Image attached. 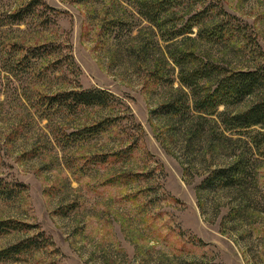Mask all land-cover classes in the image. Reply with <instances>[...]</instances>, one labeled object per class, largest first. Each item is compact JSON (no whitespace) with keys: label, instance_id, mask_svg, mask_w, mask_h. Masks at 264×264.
I'll return each instance as SVG.
<instances>
[{"label":"rangeland","instance_id":"rangeland-1","mask_svg":"<svg viewBox=\"0 0 264 264\" xmlns=\"http://www.w3.org/2000/svg\"><path fill=\"white\" fill-rule=\"evenodd\" d=\"M6 1L15 10L29 0ZM42 1L22 23L0 27V180L26 189L0 199V222L31 227L0 235V252L37 234L49 245L0 264H264V158L246 194L206 191L201 202L206 173L231 161L209 146L221 130L191 141L187 127L206 131V121L186 127L153 113L189 99L175 50L195 45L199 61L225 70L264 61V0H204L169 17V28L181 27L211 4L240 28L229 42L196 44L195 34L167 40L131 1ZM79 88L105 90L114 102L75 109L48 101ZM102 121L110 124L103 133L70 137Z\"/></svg>","mask_w":264,"mask_h":264},{"label":"trees","instance_id":"trees-1","mask_svg":"<svg viewBox=\"0 0 264 264\" xmlns=\"http://www.w3.org/2000/svg\"><path fill=\"white\" fill-rule=\"evenodd\" d=\"M126 1L134 3L137 13L161 31L170 41L178 37L195 34L194 37L196 38L192 40L195 44L197 40L224 43L231 41L233 36L239 35L240 32V28L233 24L234 18L211 4L193 12L194 14L181 27H168L171 17L180 15L179 13L185 9L193 11L192 9L204 0ZM3 2L5 0H0V14H6L8 22L0 21V27L9 23L11 25L20 24L38 7H45L42 0H29L19 8L10 10L9 7L11 6L5 5ZM6 2H10V0ZM45 9L51 11V8ZM194 28L196 29L195 33L193 32ZM246 38L249 42V52L255 55L256 59L260 58L261 60L263 56L258 45L253 43L251 45V40ZM194 47L195 45H192L188 51L175 50L170 54L173 63L179 69L178 81L180 85L189 90V94L186 95L189 99L183 102L181 99L170 101L153 113L159 112L158 114L161 116L187 123L184 124L186 127L193 125L192 120L206 121L210 126L206 131H204L202 123L198 128L187 127L186 131L190 135L191 141L204 140L213 129L221 130L219 134L211 135L208 138L211 140L209 146L211 149L217 147V151L220 147L229 151L231 161L223 167L210 169L197 188V195L201 202H203L202 195L206 191H233L239 197L246 194L248 189L254 188L257 162L259 158H264V132L259 130L264 129V61H256L254 66L244 70H225L220 68L217 63L199 61ZM243 49L246 50L247 47H243ZM34 57L40 58L41 56L36 53L33 55ZM71 65L74 67L73 62L69 61V66ZM249 99L252 102L243 111L236 112L233 110ZM113 100L114 96L105 90H82L80 88L66 90L48 99L51 105L75 109L79 107L104 108L111 105ZM220 108L222 111L219 110ZM109 125L107 121H102L90 129L84 128L80 132L73 133L70 137L82 139L95 136L108 130ZM256 128L259 129L256 130ZM236 135L245 136L247 140H238L241 145L236 146V141L233 140ZM230 144H234V147L232 148ZM25 190L22 184L0 180V199L2 200L13 199L24 193ZM229 210L231 213H239L236 211L238 208H230ZM30 229V226L13 221L0 222V235L20 231L29 232ZM48 245V240L42 238V234H37L1 251L0 260L13 259Z\"/></svg>","mask_w":264,"mask_h":264}]
</instances>
